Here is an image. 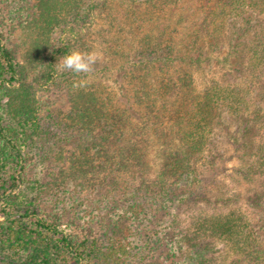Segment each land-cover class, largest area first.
Listing matches in <instances>:
<instances>
[{"label":"trees","instance_id":"obj_1","mask_svg":"<svg viewBox=\"0 0 264 264\" xmlns=\"http://www.w3.org/2000/svg\"><path fill=\"white\" fill-rule=\"evenodd\" d=\"M7 4L18 17L15 28H24L27 48L22 63L0 31V264H143L158 234L152 224L160 215L167 229L178 231L174 250L182 264H264V220L239 209L201 212L187 224L182 218V211L205 198L219 170L215 125L224 115L241 120L233 140L254 148L253 164L264 175V86L259 84L264 76V0ZM167 14L178 15L176 24L184 33L171 23L162 26ZM98 21L109 25L101 29L106 64L95 67L85 60L65 70L61 61L72 53L88 56ZM253 30L240 42L242 80L223 84L214 79L198 88L191 68L210 59L206 48ZM124 33L134 37L131 50L125 49ZM119 61L125 105L97 80ZM51 86L68 97L61 139L79 150L72 151L77 156L73 163L81 166L102 157L93 167L103 173L101 184L76 201L83 210L100 205L97 195L107 201L113 215L101 232L90 227L92 221L77 225L78 217L68 212L69 199L75 198L55 189L61 182L45 190L42 169H32L34 152L48 140L40 113L46 107L42 94ZM252 132L259 143L250 144ZM157 143L159 165L152 174L148 151ZM93 148L99 149L92 155ZM70 186L78 188L74 181Z\"/></svg>","mask_w":264,"mask_h":264},{"label":"rangeland","instance_id":"obj_2","mask_svg":"<svg viewBox=\"0 0 264 264\" xmlns=\"http://www.w3.org/2000/svg\"><path fill=\"white\" fill-rule=\"evenodd\" d=\"M178 18L177 14H167L160 21L163 23L162 26L171 23L173 27L177 26L179 29L182 28L181 32H185L182 24H176ZM17 19V16L9 12L7 0H1L0 31L5 35V44L15 52L17 59L23 63L24 52L27 48L25 44L26 33L21 26L15 28ZM107 26H109L107 21H98L95 23L91 31L92 34L90 35V44L92 45L90 47V53L88 56H85L84 53L79 51L72 53L70 59L61 61L65 70L80 66L85 60H88L87 63L94 64L95 67L106 64L108 57H106L103 51L104 46L101 43V34L103 33L101 29ZM254 31L248 32L243 38H238L235 35L231 37L232 40L224 38L219 46L206 48V56H209L210 59L203 61L199 68H191L198 88H204L214 79L219 80L223 84H236L242 80L244 75L242 62L244 59L241 51L243 45L240 42L247 41ZM122 36L128 40V45L125 46V49L131 50L136 43L133 41L134 37L128 33H124ZM182 41L183 38L181 36L180 42ZM233 47L237 49L234 51ZM121 63L122 61H119L113 67V71L106 76L99 74L97 80L106 86L105 89L108 91H114L118 99H120L119 101H122L125 105L128 102L123 98L125 90H122L121 87L125 82L121 78L122 73L118 72ZM259 84H263L264 86V76ZM42 99L46 101V107L43 108L40 116L43 129L48 133V140L45 146L39 145L40 148L34 152L32 169L33 171L35 169L37 171L38 167L42 169V175L44 177L43 183L46 186L45 190L53 189L52 183L56 181L57 183L61 182L60 186L55 187V189H60L61 193L67 199H69V196L75 198V202L69 199V208H71L68 212L71 217H78L76 220L77 225H85L92 221L90 227L95 231L98 230V232H101L103 222H108L113 215L107 201L101 195H97L94 197V200L98 198L99 202H101L100 205L92 203L89 205L90 208L84 210L76 206V201L78 202L82 196L84 197L92 192L88 188H93L101 184L103 173L93 172V167L99 164L102 157L92 159V163L90 164L84 163L81 166L74 164L73 161H77L75 159L77 156H73L72 154L75 148L70 142L61 139L66 132L61 120L68 108V97L59 87L51 86L48 91L43 92ZM240 125L241 120L237 117L229 118L225 115L220 122L218 121L216 123L215 142L220 152V167L216 176L212 177V184H210L205 198L200 200L196 205H191L188 209L186 208L185 211H182V218L185 224L193 216L201 212L214 213L237 209L245 211L252 218L254 217L256 221L258 219L264 220V175H261L257 167L253 164L254 159L251 154L254 148H249L250 146L243 148L235 144L233 140V137L238 135ZM253 125L256 126V123H253ZM248 138L251 141L250 144L254 142L259 143L260 141V137L255 132L249 134ZM158 145L159 143L154 144L148 151L150 173L152 174H154V171L159 165V160L155 158ZM98 149L93 148L91 151L92 155L98 152ZM215 150L216 148H214L213 152H216ZM75 151L78 154L79 150ZM36 166L38 167L36 168ZM80 170H83L85 173L83 172L84 174L81 175L79 173ZM72 181L77 183V189L70 186ZM80 183L82 186L79 185ZM64 191H68L69 193L65 194ZM102 192L107 194L105 190ZM75 208L78 209L77 213L75 212ZM166 224L167 222L162 215L158 216L153 222L151 228L153 231H158V234L155 236L156 238L152 243V249L143 264H182V256L177 252L175 253L174 250L178 231L175 228L167 229ZM78 227L80 228L81 226Z\"/></svg>","mask_w":264,"mask_h":264}]
</instances>
